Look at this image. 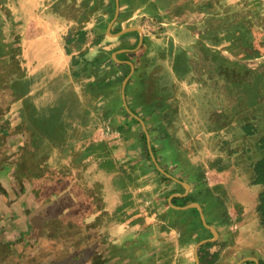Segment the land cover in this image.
<instances>
[{"label": "crops", "instance_id": "obj_1", "mask_svg": "<svg viewBox=\"0 0 264 264\" xmlns=\"http://www.w3.org/2000/svg\"><path fill=\"white\" fill-rule=\"evenodd\" d=\"M0 48L1 240L264 264V0H0Z\"/></svg>", "mask_w": 264, "mask_h": 264}, {"label": "rangeland", "instance_id": "obj_2", "mask_svg": "<svg viewBox=\"0 0 264 264\" xmlns=\"http://www.w3.org/2000/svg\"><path fill=\"white\" fill-rule=\"evenodd\" d=\"M1 50V48H0ZM6 55H8V52H6ZM4 71L7 73L9 71L10 65H4ZM14 68V67H13ZM10 73H12V70L10 71ZM6 77L9 78V80L5 83L6 85V89L14 86V84L12 82H10V77L7 75ZM16 84H18V82H16ZM10 96L6 93V91H0V103H3V99H7V97ZM5 122L0 123V130L2 129V132H4L5 130H7V127L5 125ZM5 129V130H4ZM3 134V133H2ZM236 165V168L238 169H242V166H240L241 164V160H234L233 161ZM7 238L5 240H3L5 238H2V240L4 241V247L2 248V253L5 255L10 254L13 255V257L18 258L19 260L22 261H27L30 262L31 264H39L40 261H42L41 254V248L40 245L38 244V240H36V238H34V236L31 238L28 236H21L14 238L12 235L13 233V229L11 228H7ZM44 258L46 256V260L47 262H49L51 264V258L47 256V254L43 253ZM42 264V263H41Z\"/></svg>", "mask_w": 264, "mask_h": 264}, {"label": "trees", "instance_id": "obj_3", "mask_svg": "<svg viewBox=\"0 0 264 264\" xmlns=\"http://www.w3.org/2000/svg\"><path fill=\"white\" fill-rule=\"evenodd\" d=\"M1 67H3V64ZM5 227H6V224L2 226L0 224V231H3ZM3 247H4V241L1 240V236H0V264H31L30 262H27V261L24 262L22 260H19L18 258L13 257V255H10V254L4 255L2 253Z\"/></svg>", "mask_w": 264, "mask_h": 264}]
</instances>
